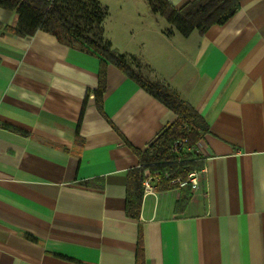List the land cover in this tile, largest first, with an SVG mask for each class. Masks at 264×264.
<instances>
[{"label": "crops", "instance_id": "obj_1", "mask_svg": "<svg viewBox=\"0 0 264 264\" xmlns=\"http://www.w3.org/2000/svg\"><path fill=\"white\" fill-rule=\"evenodd\" d=\"M99 1L111 46L206 121L187 149L198 186L158 187L130 215V171L175 114L112 64L99 108L96 55L1 27L0 264H264V0L188 36L147 0Z\"/></svg>", "mask_w": 264, "mask_h": 264}, {"label": "trees", "instance_id": "obj_2", "mask_svg": "<svg viewBox=\"0 0 264 264\" xmlns=\"http://www.w3.org/2000/svg\"><path fill=\"white\" fill-rule=\"evenodd\" d=\"M147 1L152 12L161 15L183 36H188L193 30L202 34L211 25L224 23L239 8L236 0H191L179 8L167 0ZM0 8L13 11L18 16L15 28L1 23L0 28L19 36L33 35L42 30L67 46L99 58V87L95 92L99 108L105 88V68L112 64L175 114L174 121L159 133L144 152L138 154L139 167L130 171L126 202V210L130 215L137 217L140 212L144 169L161 174L160 188L178 185L169 183V179L187 180L195 164L187 149L207 131V123L172 87L144 76L136 58L120 54L111 46L104 37L103 22L108 14L106 5L99 0H0ZM166 33H171V29H167ZM0 126L15 129L6 123L0 122ZM179 140L185 142L184 148L179 153H173L172 144ZM188 185L187 182L183 186ZM186 199L182 195L180 202Z\"/></svg>", "mask_w": 264, "mask_h": 264}, {"label": "built area", "instance_id": "obj_3", "mask_svg": "<svg viewBox=\"0 0 264 264\" xmlns=\"http://www.w3.org/2000/svg\"><path fill=\"white\" fill-rule=\"evenodd\" d=\"M184 144L185 142L183 140L175 141L172 144L171 151L173 153H179L183 150ZM165 177H167V175H165ZM161 182L162 176L158 171L150 172L148 168L143 170V194L155 192ZM187 182L191 184L192 188H196L198 186V179L195 172L190 173L186 181H180L178 179H169V183H178V185L180 186L186 184Z\"/></svg>", "mask_w": 264, "mask_h": 264}, {"label": "rangeland", "instance_id": "obj_4", "mask_svg": "<svg viewBox=\"0 0 264 264\" xmlns=\"http://www.w3.org/2000/svg\"><path fill=\"white\" fill-rule=\"evenodd\" d=\"M134 65V64H133ZM144 73V72H143ZM146 73V72H145Z\"/></svg>", "mask_w": 264, "mask_h": 264}]
</instances>
